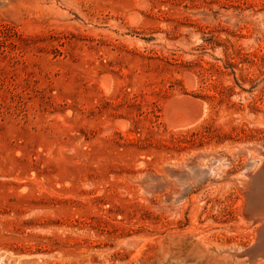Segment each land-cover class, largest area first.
<instances>
[{
	"label": "rangeland",
	"instance_id": "rangeland-1",
	"mask_svg": "<svg viewBox=\"0 0 264 264\" xmlns=\"http://www.w3.org/2000/svg\"><path fill=\"white\" fill-rule=\"evenodd\" d=\"M263 36L264 0H0V264H214L248 246L235 188L166 174L196 152L234 169L232 145L263 135L234 97L261 106ZM181 98L204 104L200 132L165 118ZM214 163L210 180L232 169Z\"/></svg>",
	"mask_w": 264,
	"mask_h": 264
},
{
	"label": "bare ground",
	"instance_id": "bare-ground-1",
	"mask_svg": "<svg viewBox=\"0 0 264 264\" xmlns=\"http://www.w3.org/2000/svg\"><path fill=\"white\" fill-rule=\"evenodd\" d=\"M129 17L131 20H135L136 14L134 12H132L129 14ZM255 70L256 69H254V71ZM263 70H264V66H263ZM237 82H238V80L236 81V83ZM101 83L103 84V86L105 87L104 89L106 90L108 87V83H109L108 79L106 77L103 78ZM186 83L189 86L193 87V84H194L193 78L191 76L187 75ZM239 84H237V85H239ZM246 86H248V85L246 84ZM257 91L258 92H257V95L255 96V98L262 93V95H261L262 96V102H261V106L259 104V106L257 105V107H255L252 104V97L246 92L245 87H243L242 89L236 90V94L234 95V97L242 100V103H243L242 108L243 109L240 112H238L236 110L237 112H235V113L237 115H235V116H236V118L240 117L241 119H243L246 122L250 121L251 124L256 125L257 127L259 126L262 128V130H264V86L261 85V83L259 84ZM232 100H234V99H232ZM203 105L204 104L199 103L198 101L196 102V101H192V100L186 99V98L172 100L166 106V110H165V113H166L165 116L166 117L165 118L170 123V125H173V126L178 127V128H189V129H192L194 131L200 132L209 123V116L206 113ZM239 109H241V108H239ZM218 112H220V111H218ZM220 114H221V112H220ZM232 117H234V116H232ZM220 123H221V121H220ZM233 125H234V123H233ZM252 138H254V137H252ZM223 142L225 143V141H223ZM232 146H233V151L236 152L235 156H234V163L236 164L239 160L241 161L240 165L235 167L234 169L232 168L233 163H231L227 157L220 155L215 151H210V152H205V153L199 152V154H198V152H196L197 155H194L195 157L192 160L187 159L188 160V161L186 160L187 162H185L184 164L182 163L184 165L183 167L185 168L184 169L182 167L184 169L183 171H181V170L176 171V172L168 171L167 172L168 174H166V175L173 177V179H175V182H177V184H179V185L180 184L183 185V184L187 183L188 181H191L192 184H194L198 187L202 184V182L204 180H207L206 182L208 184H211L212 186L235 188V191L237 190V199H238L237 202H235V204H236V207H238V208H237V211L235 212V218H234V220H232V224L239 226L241 229H243L244 230L243 233L248 232L249 236L251 234L250 239L248 238L249 239V245L246 246L244 242H241V240L236 241L231 246L224 247L223 249L221 248L222 250L220 249V251H218L217 253L211 254L212 259H213V260L212 259L211 260L214 264H264V131H263V135L260 136L259 138L256 137L255 139H251V140H248V139L242 140L241 142H239L237 144L235 143ZM233 155L231 154V156H233ZM230 159H231V157H230ZM218 161H221L220 164L225 165L224 167L226 168V170L228 168H232V169L230 171H227L225 176H223V177L220 176L221 178L219 180H210L211 179V178L209 179V173L210 172H208L206 167L212 166L213 162L216 163ZM178 165H179V163H178ZM205 165H206V167H205ZM219 167L222 168L220 165H219ZM180 168H181V165H180ZM210 170H211V168H210ZM224 171H225V169H224ZM218 173H219V171H218ZM216 177L217 176H215V178ZM188 184H190V183L188 182ZM182 187H184V186H182ZM186 188H189V187H186ZM181 189H180V193H177V195H176V196H178V199H180V197H184V195H186L187 191H188V190L181 191ZM235 191H233V192H235ZM211 202H212V200H211ZM233 208H235V206ZM211 209H214V208H211ZM202 217H204V216H202ZM215 225H216V223H215ZM217 226H219V225H217ZM217 229H219V228H217ZM221 229H222V226H221ZM236 238H237V236H236ZM237 240H239V239H237ZM222 243H224V242H222ZM217 244H219V243H217ZM216 249H217V247H216ZM197 251H199V250H197ZM201 251L202 250H200V253H201ZM200 253H199V255H200ZM206 253H207V251H206ZM197 254H195V257ZM199 258L200 257H198V260H199Z\"/></svg>",
	"mask_w": 264,
	"mask_h": 264
}]
</instances>
